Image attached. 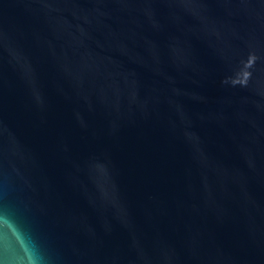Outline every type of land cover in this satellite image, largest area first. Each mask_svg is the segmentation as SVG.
I'll return each instance as SVG.
<instances>
[{
  "label": "water",
  "instance_id": "obj_1",
  "mask_svg": "<svg viewBox=\"0 0 264 264\" xmlns=\"http://www.w3.org/2000/svg\"><path fill=\"white\" fill-rule=\"evenodd\" d=\"M0 264H264V0H0Z\"/></svg>",
  "mask_w": 264,
  "mask_h": 264
}]
</instances>
